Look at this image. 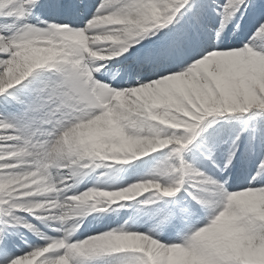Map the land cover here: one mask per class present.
<instances>
[{"label": "snow or ice", "instance_id": "6c2138e0", "mask_svg": "<svg viewBox=\"0 0 264 264\" xmlns=\"http://www.w3.org/2000/svg\"><path fill=\"white\" fill-rule=\"evenodd\" d=\"M0 264H264V0H0Z\"/></svg>", "mask_w": 264, "mask_h": 264}]
</instances>
